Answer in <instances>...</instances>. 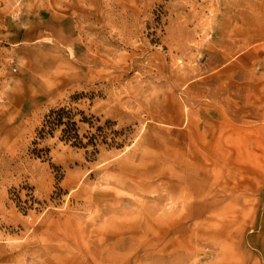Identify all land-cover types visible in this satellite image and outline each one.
<instances>
[{"label":"rangeland","instance_id":"rangeland-1","mask_svg":"<svg viewBox=\"0 0 264 264\" xmlns=\"http://www.w3.org/2000/svg\"><path fill=\"white\" fill-rule=\"evenodd\" d=\"M260 22L264 0H0V264H264Z\"/></svg>","mask_w":264,"mask_h":264},{"label":"trees","instance_id":"trees-1","mask_svg":"<svg viewBox=\"0 0 264 264\" xmlns=\"http://www.w3.org/2000/svg\"><path fill=\"white\" fill-rule=\"evenodd\" d=\"M64 111H63V109H59V110H57V111H51L50 113H49V115H47V117H46V120H45V123L47 122H49V124L50 125H52V127L54 126V125H56V124H60L61 123V117L59 116V114H62ZM57 115L58 116V118H56V119H53V122H51L49 119L53 116V115ZM49 120V121H48Z\"/></svg>","mask_w":264,"mask_h":264},{"label":"crops","instance_id":"crops-1","mask_svg":"<svg viewBox=\"0 0 264 264\" xmlns=\"http://www.w3.org/2000/svg\"><path fill=\"white\" fill-rule=\"evenodd\" d=\"M261 21V20H260ZM259 27H264V22H260L259 23ZM260 33H261V35H262V37H263V39H261V40H258L259 42H264V30L263 29H261V31H260ZM26 96H34V95H39V94H35V93H27V94H25ZM25 97V96H24Z\"/></svg>","mask_w":264,"mask_h":264}]
</instances>
